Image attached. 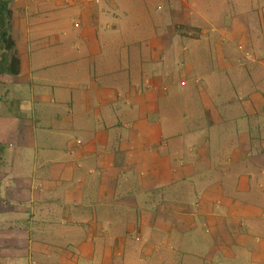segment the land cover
I'll list each match as a JSON object with an SVG mask.
<instances>
[{
    "label": "crops",
    "instance_id": "0c3cea01",
    "mask_svg": "<svg viewBox=\"0 0 264 264\" xmlns=\"http://www.w3.org/2000/svg\"><path fill=\"white\" fill-rule=\"evenodd\" d=\"M8 1L0 264H264V0Z\"/></svg>",
    "mask_w": 264,
    "mask_h": 264
},
{
    "label": "rangeland",
    "instance_id": "374dc122",
    "mask_svg": "<svg viewBox=\"0 0 264 264\" xmlns=\"http://www.w3.org/2000/svg\"><path fill=\"white\" fill-rule=\"evenodd\" d=\"M179 1H181V0H177L176 3H179ZM189 1H190L191 7H193L194 5L197 4V1H195V0H189ZM256 1H258V0H214L213 6L217 9L215 17L217 19H220L222 16H224V19L228 17L227 20H230V17L234 16V14H238L239 17L241 18V20L244 22V24L242 25V33L243 34H250V32L253 28L252 25H256V24H253V23H251L252 25L248 24V21L250 19L247 21L245 18L249 14H252V16H250L252 19L255 18V13H256L257 5H258V3ZM261 1H263V0H261ZM195 8H196V6H195ZM200 11L203 12V10H199L196 13H198ZM194 12H195V9H194ZM230 15H232V16H230ZM201 21H202L201 18H199L198 20L196 19L194 26L202 27V24H200ZM217 23H218L217 25L215 24L216 29L227 27V26H224L225 24H223V23H220V22H217ZM231 28L232 27L225 29L228 31L229 36H230L229 44H231V46L233 47L232 50L229 51V55H231V54L234 55L233 57L235 59H237V61L235 63H239V64L247 63V61L242 60L243 59L242 55L244 56V58L246 60H248L245 53L239 49L240 46H243L245 49L244 51L249 52V54L252 55L251 60H255L256 59V47H255V45L252 44L251 40H246L245 38L244 39L234 38L233 34H231V31H230ZM177 30L180 33H183L186 35H188V34H191L192 36L197 35L196 32H191V31H187L188 33H185V29L183 26L178 27ZM241 40H243L242 43L238 44V42H240Z\"/></svg>",
    "mask_w": 264,
    "mask_h": 264
},
{
    "label": "trees",
    "instance_id": "16d2710c",
    "mask_svg": "<svg viewBox=\"0 0 264 264\" xmlns=\"http://www.w3.org/2000/svg\"><path fill=\"white\" fill-rule=\"evenodd\" d=\"M13 12L8 0H0V76L20 73V60L12 37Z\"/></svg>",
    "mask_w": 264,
    "mask_h": 264
},
{
    "label": "built area",
    "instance_id": "2783aa9c",
    "mask_svg": "<svg viewBox=\"0 0 264 264\" xmlns=\"http://www.w3.org/2000/svg\"><path fill=\"white\" fill-rule=\"evenodd\" d=\"M84 1H85L86 3H88V2H92V3H94V4H100L102 0H84ZM239 49H240L242 52L245 53V55H246V57H247L248 60H251V59H252V55H250L249 52L244 51L245 49H244L243 46H240Z\"/></svg>",
    "mask_w": 264,
    "mask_h": 264
}]
</instances>
